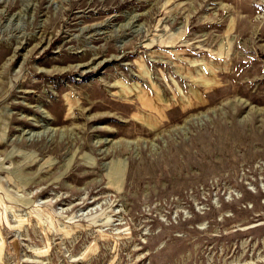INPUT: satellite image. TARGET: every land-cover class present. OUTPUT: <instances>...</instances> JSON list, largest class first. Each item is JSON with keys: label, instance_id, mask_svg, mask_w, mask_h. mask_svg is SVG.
I'll return each mask as SVG.
<instances>
[{"label": "rangeland", "instance_id": "obj_1", "mask_svg": "<svg viewBox=\"0 0 264 264\" xmlns=\"http://www.w3.org/2000/svg\"><path fill=\"white\" fill-rule=\"evenodd\" d=\"M0 264H264V0H0Z\"/></svg>", "mask_w": 264, "mask_h": 264}]
</instances>
